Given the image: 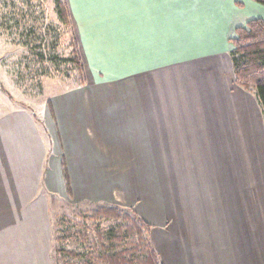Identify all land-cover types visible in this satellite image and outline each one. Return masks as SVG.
<instances>
[{
	"label": "crops",
	"instance_id": "obj_1",
	"mask_svg": "<svg viewBox=\"0 0 264 264\" xmlns=\"http://www.w3.org/2000/svg\"><path fill=\"white\" fill-rule=\"evenodd\" d=\"M67 1L87 78L53 95L47 126L28 107L0 112V211L13 213L7 220L11 224L0 217V228L32 226L42 232L47 189L61 196L67 192L65 174L71 196L80 203H113L126 192L128 199L151 202V193L136 190L133 183L145 176L152 183L159 158L172 157L170 147L189 154L196 140L187 134L209 132L225 158L233 153L226 151L231 141L253 148L238 137L240 125L248 137L251 122L235 120L230 127L221 104L219 80H233L221 9L226 0ZM197 18L199 28L184 27ZM142 161L147 168L137 166ZM235 164V158L224 163L231 173L218 177L230 178L228 186L237 184L232 183ZM246 188L236 189L247 198ZM142 213L152 225L150 241L163 264H264V211L260 231L249 215L229 211L216 244L196 237L194 224L170 229L162 217ZM237 221L241 229L235 233ZM245 222L251 224L249 231ZM226 230L231 238L222 237ZM54 242L45 236L0 239V264H56Z\"/></svg>",
	"mask_w": 264,
	"mask_h": 264
},
{
	"label": "rangeland",
	"instance_id": "obj_2",
	"mask_svg": "<svg viewBox=\"0 0 264 264\" xmlns=\"http://www.w3.org/2000/svg\"><path fill=\"white\" fill-rule=\"evenodd\" d=\"M221 9L225 17L224 39L227 42V50L232 48L229 39L236 37L237 27L246 25L249 19L264 18V6L252 0H226ZM193 10L191 7L192 12ZM198 21L199 18L188 20L184 27L199 28ZM73 46L72 34L57 16L53 0H0V112L15 107H28L45 126L44 119L48 116L53 95L77 88L87 78L86 70L71 61L74 56ZM233 76L232 73L233 80H219L223 88L222 94L224 91L222 108L228 115L227 122H231L232 128L235 120L240 122L244 119L248 124L251 122L248 137L241 131L244 130L242 125L238 127L240 131L238 137L249 141L253 148L244 147L242 150L238 148L237 141L236 145L235 141H231V149L226 151L232 150L233 153L231 156L228 153L225 158L220 151V142L209 138L211 136L209 132L187 134L189 138L196 140L193 142L195 148L189 150V154L188 150L170 147L172 157L168 160L159 158L157 174L152 183L146 176L136 180L137 185L133 183L136 190L151 193V202L147 200L145 202L138 196L128 199L126 192V197L120 193L119 201L113 203L95 204L87 200L77 204L79 200L76 198L75 200L69 192L63 190L61 196L47 189L49 206L43 212V231L39 229L33 231L30 229L32 226L22 229L4 227L0 228V239L13 241L19 237L45 236L49 240L54 236L51 228L53 216H62L61 219H66L70 214L71 217L76 216L77 220H82L77 214L78 210L115 203L134 209L146 222L148 221L142 212L148 210L150 215L160 216L165 222H169L170 229L176 224H194L197 232L193 234L196 237L211 238L207 242L213 244H216V239L221 235L220 224L223 223V216H230L229 211L234 216L249 215V222L255 223L257 231L262 230L260 219L261 212L264 211V116L255 93L237 85ZM106 87L108 88V85ZM226 98L229 99V106ZM47 131V129L44 131V135L47 137V144H50L49 139L52 135ZM231 158L236 159L237 164L234 167L238 172L241 170L246 172L245 166H248L250 174V167L254 168L253 184L246 188L249 189L246 192L247 198L244 192L236 189H242V184L246 185L243 177L239 179L236 177L232 183L237 184L229 186L225 181L230 178L225 180L222 178V181L218 179L222 173L228 175L231 173V166H223L224 163L230 162ZM137 166L147 168L148 164L142 161L141 165L138 163ZM137 170L139 172L140 169ZM153 191L158 195L156 204ZM68 195L72 197V201ZM249 196L251 197L248 203ZM65 199L69 200L70 204ZM153 208L154 211L151 210ZM12 215L13 213L9 211H0V217L5 225L11 224L7 220L13 217ZM244 227L249 231L251 224L245 222ZM239 229L241 222L237 221L235 233ZM256 230L253 229L255 235ZM231 236L230 230H226L222 237ZM147 238H150V233L147 234ZM62 245L65 246V242Z\"/></svg>",
	"mask_w": 264,
	"mask_h": 264
},
{
	"label": "trees",
	"instance_id": "obj_3",
	"mask_svg": "<svg viewBox=\"0 0 264 264\" xmlns=\"http://www.w3.org/2000/svg\"><path fill=\"white\" fill-rule=\"evenodd\" d=\"M252 1L264 6V0ZM53 2L57 16L72 34L71 61L84 69L68 1ZM235 32L236 37L229 39L235 83L255 93L264 116V18L249 19ZM65 182L70 193L66 174ZM65 201L70 204L69 200ZM93 207L78 210L82 220L70 214L66 219L52 217L56 264H163L147 238L151 225L134 209L117 203Z\"/></svg>",
	"mask_w": 264,
	"mask_h": 264
},
{
	"label": "bare ground",
	"instance_id": "obj_4",
	"mask_svg": "<svg viewBox=\"0 0 264 264\" xmlns=\"http://www.w3.org/2000/svg\"><path fill=\"white\" fill-rule=\"evenodd\" d=\"M227 118V117H226ZM247 126H248V124H247ZM236 135V134H235ZM222 149V148H221ZM239 149H242L243 150V148H239ZM247 149V148H246ZM252 153V152H251ZM245 162V161H244ZM241 166V165H240ZM246 167V172L244 171V170H241V171H239L238 172V174H237V177H238V179H239V177H243L244 179H245V183H246V185H243L242 184V188H246V187H248V186H250L251 187V185L253 184V180H254V177H253V172H254V168L252 169V166L250 167V174L248 173V166H245ZM230 170V169H229ZM221 175H223V174H221ZM242 181H243V179H241ZM255 185V184H254ZM259 186V185H258ZM250 187H248V188H250Z\"/></svg>",
	"mask_w": 264,
	"mask_h": 264
}]
</instances>
